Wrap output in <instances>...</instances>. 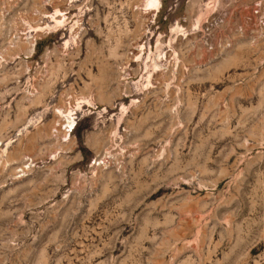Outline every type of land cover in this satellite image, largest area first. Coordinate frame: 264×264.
<instances>
[{"label":"rangeland","instance_id":"rangeland-1","mask_svg":"<svg viewBox=\"0 0 264 264\" xmlns=\"http://www.w3.org/2000/svg\"><path fill=\"white\" fill-rule=\"evenodd\" d=\"M146 1L0 0V264H264V0Z\"/></svg>","mask_w":264,"mask_h":264},{"label":"built area","instance_id":"built-area-1","mask_svg":"<svg viewBox=\"0 0 264 264\" xmlns=\"http://www.w3.org/2000/svg\"><path fill=\"white\" fill-rule=\"evenodd\" d=\"M261 3H257V7H260ZM252 14L258 18V25L264 26V18L259 8L254 7ZM213 22L206 23L204 28H201L198 32L201 33V42L205 51L211 55L223 52L232 45V41L235 36H241L244 34V28L240 25L234 27L232 33L222 34L219 32H213Z\"/></svg>","mask_w":264,"mask_h":264},{"label":"bare ground","instance_id":"bare-ground-1","mask_svg":"<svg viewBox=\"0 0 264 264\" xmlns=\"http://www.w3.org/2000/svg\"><path fill=\"white\" fill-rule=\"evenodd\" d=\"M145 6L151 7V9H153L155 12L159 11V1L158 0H147ZM59 113L64 114V113H61V111ZM65 119H67L66 128H71V130H73L75 127V122L73 121V118L70 116L69 112H67V115H65Z\"/></svg>","mask_w":264,"mask_h":264}]
</instances>
